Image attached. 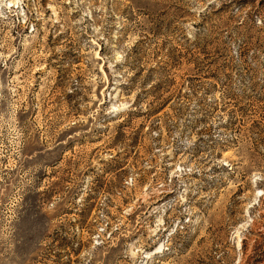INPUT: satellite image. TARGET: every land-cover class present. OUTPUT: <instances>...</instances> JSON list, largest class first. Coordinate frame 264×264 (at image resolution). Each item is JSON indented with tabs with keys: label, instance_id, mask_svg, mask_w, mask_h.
<instances>
[{
	"label": "rangeland",
	"instance_id": "rangeland-1",
	"mask_svg": "<svg viewBox=\"0 0 264 264\" xmlns=\"http://www.w3.org/2000/svg\"><path fill=\"white\" fill-rule=\"evenodd\" d=\"M0 264H264V0H0Z\"/></svg>",
	"mask_w": 264,
	"mask_h": 264
},
{
	"label": "bare ground",
	"instance_id": "bare-ground-1",
	"mask_svg": "<svg viewBox=\"0 0 264 264\" xmlns=\"http://www.w3.org/2000/svg\"><path fill=\"white\" fill-rule=\"evenodd\" d=\"M12 3H13V1L9 2V7L14 8L17 3H13V4ZM158 252H159L158 249H156L155 253H158Z\"/></svg>",
	"mask_w": 264,
	"mask_h": 264
}]
</instances>
